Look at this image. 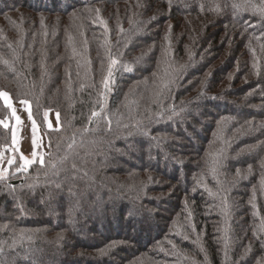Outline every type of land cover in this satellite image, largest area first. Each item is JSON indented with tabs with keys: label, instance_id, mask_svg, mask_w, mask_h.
<instances>
[{
	"label": "trees",
	"instance_id": "16d2710c",
	"mask_svg": "<svg viewBox=\"0 0 264 264\" xmlns=\"http://www.w3.org/2000/svg\"><path fill=\"white\" fill-rule=\"evenodd\" d=\"M231 3L0 0L47 146L17 171L0 100V264H264V15Z\"/></svg>",
	"mask_w": 264,
	"mask_h": 264
},
{
	"label": "snow or ice",
	"instance_id": "6c2138e0",
	"mask_svg": "<svg viewBox=\"0 0 264 264\" xmlns=\"http://www.w3.org/2000/svg\"><path fill=\"white\" fill-rule=\"evenodd\" d=\"M169 2H171V0H169ZM229 5H225V7H228ZM232 7V9L236 12H239V11H247L249 9V7H251V9L255 12V11H259V13L261 15H264V0H261V4L260 5H253L251 3V0H244V4L243 6L241 4H238V3H235L234 0H233V3H231L230 5ZM201 9L203 10V5H201ZM212 11H219L220 10V6L217 5L215 8L213 9H210ZM97 12H99V9H96ZM103 23V21H102ZM41 24L43 25V20H41ZM122 30V29H121ZM69 39L71 40V37H69ZM10 47V45H9ZM5 65H8L9 68L12 67V65L9 63L8 60H3L2 61ZM113 64L116 63L115 60L112 61ZM127 71H132L131 68H126ZM111 75V71H109V76ZM105 84L107 86V80L105 81ZM159 94V93H157ZM0 100L3 101V104L11 110V115L15 118L16 120V123L17 124H22L23 121H21V118L19 115H17V110L16 108L13 106V102H12V99L10 97V94L6 91V90H0ZM22 104L24 105H28V101L27 100H22L20 101ZM25 110L28 112V120H30L32 122V127H31V131H32V139H31V143L33 146H36L38 144V137H37V122L33 119V113L31 112L30 108L29 107H26ZM48 115H49V112L46 110L44 111L43 113V120L47 122V128L48 129H53V125L50 121H48ZM100 113L96 112V111H93L91 113V117H90V122H91V119L94 118V117H97L99 116ZM56 117H57V124H59V113H56ZM108 125H109V128H110V125H111V120H108L107 121ZM0 124H3V126L5 128H7L9 125L4 123V121H0ZM54 131H57L59 132L60 129L59 127L53 129ZM85 131H87V129H85ZM13 143H18L17 139H16V130L14 129L13 130ZM18 150V149H17ZM31 157L35 158L37 157V152L36 151H32L31 152ZM20 159L24 161V163L22 165H20L18 168H17V171H20V170H26L27 167L31 164H33L35 162L34 159H29L28 157H25L23 154H21L20 156ZM14 163V160L12 159H9L8 160V164L11 165ZM39 163L41 165L44 164V158L43 156H40L39 157ZM217 162L216 161H213V164L215 165ZM75 164H73V168H75ZM213 172H215V167H213L212 169ZM86 174V173H85ZM4 176V172L3 171H0V178H3ZM0 251H2V249H0Z\"/></svg>",
	"mask_w": 264,
	"mask_h": 264
},
{
	"label": "rangeland",
	"instance_id": "374dc122",
	"mask_svg": "<svg viewBox=\"0 0 264 264\" xmlns=\"http://www.w3.org/2000/svg\"><path fill=\"white\" fill-rule=\"evenodd\" d=\"M28 107L25 105L22 109L19 108L17 110V115L20 116L21 121H23L22 124H17L15 120L14 129L16 130V139L18 143H13V148L16 152L21 156L23 154L25 157H28L29 159H34L31 157V152L36 151L37 156H40L43 154L46 150V140L45 135L43 134V131L37 126V137H38V144L36 146H33L31 143L32 139V122L28 120V112L25 110V108ZM48 121H50L53 125V129L57 128L59 124H57V117L56 114L53 112H50L48 115ZM46 128H47V122L45 121ZM48 129V128H47ZM49 129V130H53ZM18 149V150H17ZM24 163V161H23ZM9 164L2 162L0 158V171H6L7 166Z\"/></svg>",
	"mask_w": 264,
	"mask_h": 264
},
{
	"label": "crops",
	"instance_id": "0c3cea01",
	"mask_svg": "<svg viewBox=\"0 0 264 264\" xmlns=\"http://www.w3.org/2000/svg\"><path fill=\"white\" fill-rule=\"evenodd\" d=\"M4 172V171H3Z\"/></svg>",
	"mask_w": 264,
	"mask_h": 264
}]
</instances>
